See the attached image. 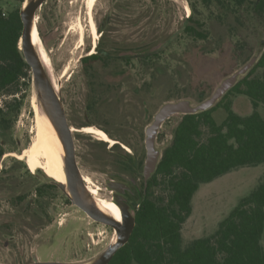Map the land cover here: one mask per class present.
<instances>
[{
	"label": "rangeland",
	"instance_id": "obj_1",
	"mask_svg": "<svg viewBox=\"0 0 264 264\" xmlns=\"http://www.w3.org/2000/svg\"><path fill=\"white\" fill-rule=\"evenodd\" d=\"M24 2L0 0V7L8 13L20 9ZM93 14L99 33L96 46L85 0H46L37 11L39 34L51 57L49 72L60 85L72 127L80 128L87 120L103 130L99 125L106 126L111 135L106 132L117 141L115 145L142 157L143 164L146 128L162 105L183 99L199 104L252 57L259 58L264 49V19L255 22L247 4L223 7L205 0H97ZM190 16L194 17L192 25L207 33L206 38L184 32ZM101 28L109 39L108 47L124 48L159 39L164 50L149 64L136 58L131 62L111 61L108 66L96 64V81L109 84L89 106L91 81L81 59L96 52ZM169 37L172 42L167 43ZM228 101L241 115L255 110L246 95L232 93L222 103ZM36 104L39 106L33 74L31 79L23 78L0 93V107L6 112V120L0 122V264L32 262L34 256L40 261L90 260L115 240L116 230L89 217L58 185L52 191L45 188L50 179H55L42 169L35 176L38 170L32 172L24 160L11 154L21 153L34 140ZM257 110L264 118V103ZM182 115H173L160 128L156 145L162 153L171 144ZM213 116L218 123L225 120L223 104ZM73 134L83 173L102 188L101 197L114 200L113 190L107 187V168L103 162L91 161L93 154L110 158V143L105 142L106 148L101 150L94 135ZM263 177L261 163L202 183L193 197L192 213L182 226L184 245L212 235L219 222ZM132 179L140 185L142 172ZM39 189L44 190L42 194ZM155 191L166 194L162 187ZM41 203L45 212L40 210Z\"/></svg>",
	"mask_w": 264,
	"mask_h": 264
},
{
	"label": "trees",
	"instance_id": "obj_2",
	"mask_svg": "<svg viewBox=\"0 0 264 264\" xmlns=\"http://www.w3.org/2000/svg\"><path fill=\"white\" fill-rule=\"evenodd\" d=\"M205 1L223 7L247 4L255 22L264 19V0ZM193 19V16L187 18L184 32L206 38L207 33L192 25ZM22 31L20 9L6 13L0 7V93L23 78L31 79V67L20 49ZM100 33L96 52L93 50L81 59L91 81L89 106L96 103L98 94L109 84L96 81V64L108 66L111 61L131 62L135 58L149 64L164 50L163 45L159 46V39L124 48L108 47L105 29L101 28ZM166 42H172L171 37ZM124 49L126 51H122ZM259 69L261 73L257 74ZM232 93L248 96L255 110L241 115L232 109L230 101L222 103ZM261 103H264V49L250 71L214 107L182 115L171 144L164 149L148 181L147 193L143 191L142 199L135 202L136 226L130 240L109 264H264V177L219 222L212 235L197 238L187 245L182 237V226L192 213V200L202 183L212 182L239 167L264 163V118L257 110ZM221 104L227 117L218 123L213 112ZM5 113L0 107L1 123L6 120ZM118 148L126 165L143 164L142 157L134 158L120 145ZM42 172L38 169L35 176ZM56 186L50 179L45 188L52 191ZM158 187L166 194H157ZM43 191L39 189L41 194ZM40 210L45 212L44 203Z\"/></svg>",
	"mask_w": 264,
	"mask_h": 264
},
{
	"label": "water",
	"instance_id": "obj_3",
	"mask_svg": "<svg viewBox=\"0 0 264 264\" xmlns=\"http://www.w3.org/2000/svg\"><path fill=\"white\" fill-rule=\"evenodd\" d=\"M45 2L46 0H25L20 8L23 23L20 49H22L25 60L31 67L39 106L51 121L64 147L63 161L67 181L60 183L53 180V183L58 185L71 202L81 208L93 220L113 227L116 230V238L98 255L87 261H40L37 256H34V260L28 264H109L119 249L129 242L136 226V216L133 206L127 202L126 198L115 195L114 201L121 209L122 218L118 220L113 217L99 205L84 181L85 178L77 164L75 138L67 117L61 90L55 87L49 69L43 62L33 37L36 29L37 11ZM257 60L258 57H252L240 69L226 77L210 97L197 105L188 99H183L170 101L161 106L152 123L146 128V159L144 164L146 186L162 157V151L157 148L156 140L163 123L176 114H196L214 107L237 84L239 79L250 71ZM119 186L125 185L115 181L108 182V188L111 190H120Z\"/></svg>",
	"mask_w": 264,
	"mask_h": 264
},
{
	"label": "bare ground",
	"instance_id": "obj_4",
	"mask_svg": "<svg viewBox=\"0 0 264 264\" xmlns=\"http://www.w3.org/2000/svg\"><path fill=\"white\" fill-rule=\"evenodd\" d=\"M86 5L90 11V27L92 35L98 39L97 26L94 19L93 9L97 0H85ZM38 16L36 15V29L34 31V41L38 46L41 57L48 69L51 67V57L47 52L37 27ZM95 40V41H96ZM21 45V42H20ZM50 71V70H49ZM65 71V70H64ZM64 73V72H63ZM51 74V73H50ZM66 75V74H65ZM52 81L57 89H60V85L52 76ZM37 101V100H36ZM36 112L38 115L37 127L34 130V140L30 146L26 149L25 154L29 155V166L36 169H43L51 177H54L57 182L66 183L67 178L64 171V147L63 144L53 127L51 121L44 112H41L39 106L36 104ZM88 131L95 133L99 138L106 140L107 136L100 130L89 127ZM61 164V165H60ZM62 166V169H61ZM85 183L88 186L89 192L95 197L99 205L110 213L113 217L121 220L122 213L120 207L115 203L113 199H107L100 196L102 188L95 185L93 179L85 174ZM65 181V182H64Z\"/></svg>",
	"mask_w": 264,
	"mask_h": 264
},
{
	"label": "flooded vegetation",
	"instance_id": "obj_5",
	"mask_svg": "<svg viewBox=\"0 0 264 264\" xmlns=\"http://www.w3.org/2000/svg\"><path fill=\"white\" fill-rule=\"evenodd\" d=\"M186 9L189 12V10H190L189 6H187ZM96 26H97V24H96ZM185 27H186V25H185ZM96 43H97V40L95 41V46H96ZM99 126L104 128V130L99 128V127H97V126H95L92 123L91 120H87L85 122V124L83 126H81L80 128L72 127V129H73V132L74 131H78V132H84V133H88V134L94 135L96 137V139H97L96 143L99 144V147H100L101 150H104L106 148V143L105 142L110 143V145L108 146L109 149L112 148L110 150V152L112 153L110 158L109 157L108 158H100L97 154L96 155L93 154V157H92L91 161L92 162L93 161L94 162H98V163L103 162V164L107 168L104 171V173L109 178L108 181H107V187H108V182H110V181L119 182V183H122L123 185H125V186H119L120 190H116V191L113 190V193H112L113 194V198H116L117 196H124L126 198L127 202L133 206V211L135 213V209H134L135 202L136 201H140L142 199L143 191H144V194L147 193V186L148 185L146 186L145 185V181H144V164H145V161H144L143 166L141 165V166L136 167L134 164H130V166L126 165L125 161L121 159L118 145H115L117 143V141L114 138H112L111 136H109V134L111 135V133H110V131L108 130V128L106 126H104V125H99ZM89 127H94L96 129L102 131L107 136V139L103 140V139L99 138L95 133H92V132L88 131L87 129ZM29 146L30 145H28L21 153L17 154L15 152H12L11 154L16 156L20 160H24L26 162V164L28 165V167L31 169V171L35 172L38 169L34 170V169H32L29 166V164L27 162L28 159H29V155L25 154V151H26V149ZM125 147L128 149L127 146H125ZM75 150H77L76 144H75ZM7 155H5L4 157H6ZM132 155L134 156V158L139 157L136 153H133ZM79 158L82 159V157H79L78 154L76 153L77 164H78L79 169L81 170V172H82V174L84 176L85 174L83 173V170H82V167H84V166L80 163ZM61 169H62V166H61ZM99 169L103 170L104 168H103V166H100ZM141 172H142V176H143V182L142 183H144V187H142V183L139 185L138 183H136L132 179L134 177H138ZM52 178L54 179V177H52ZM115 195H116V197H115ZM38 215H39V212L37 210L35 212V215H34V216H37V218H35L36 220L38 219ZM17 216H18V222H19V202H18V207H17ZM28 263H31V262L19 263V261H18L16 264H28Z\"/></svg>",
	"mask_w": 264,
	"mask_h": 264
}]
</instances>
